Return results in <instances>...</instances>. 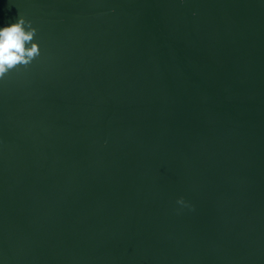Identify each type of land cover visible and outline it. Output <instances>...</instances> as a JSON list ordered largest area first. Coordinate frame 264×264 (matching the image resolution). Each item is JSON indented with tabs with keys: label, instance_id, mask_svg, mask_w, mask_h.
Instances as JSON below:
<instances>
[{
	"label": "water",
	"instance_id": "water-1",
	"mask_svg": "<svg viewBox=\"0 0 264 264\" xmlns=\"http://www.w3.org/2000/svg\"><path fill=\"white\" fill-rule=\"evenodd\" d=\"M18 15L41 55L0 82V262L264 264V0Z\"/></svg>",
	"mask_w": 264,
	"mask_h": 264
},
{
	"label": "clouds",
	"instance_id": "clouds-1",
	"mask_svg": "<svg viewBox=\"0 0 264 264\" xmlns=\"http://www.w3.org/2000/svg\"><path fill=\"white\" fill-rule=\"evenodd\" d=\"M36 32L31 21L22 15H18L14 22L0 25V82L13 70L27 67L41 55L39 43L35 40ZM176 203L181 207H190L183 197L178 198Z\"/></svg>",
	"mask_w": 264,
	"mask_h": 264
}]
</instances>
